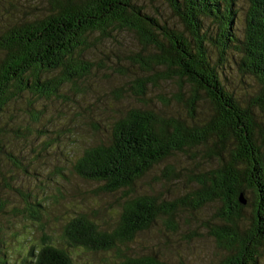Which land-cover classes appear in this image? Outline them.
Wrapping results in <instances>:
<instances>
[{
    "label": "trees",
    "instance_id": "trees-1",
    "mask_svg": "<svg viewBox=\"0 0 264 264\" xmlns=\"http://www.w3.org/2000/svg\"><path fill=\"white\" fill-rule=\"evenodd\" d=\"M165 1L182 30L162 25L136 0H48L50 8L42 17L1 27L0 119L24 93L49 97L63 82L86 74L83 53L92 33L105 37L113 29L133 32L146 50L145 58L139 55L137 62L147 70L160 67L156 73L161 78L176 81L172 99L183 104L185 114L132 108L112 120L102 140L82 150L71 170L96 183L95 194L119 193L117 219L109 229L80 213L63 226L62 242L93 251L116 249L115 264H168L155 256L123 254L118 245L132 241L160 218L171 221L182 206L198 209L218 202L215 216L223 224L208 227V232L228 251L223 264H257L258 249L264 248V126L256 121L264 112V0ZM240 1L244 6L237 8ZM239 10H244L242 36L233 32ZM207 20L212 28L205 26ZM227 54L241 74L260 84L250 104H243L223 85L218 64ZM56 70L63 74L58 80L43 77ZM157 80H136L133 94L145 95L146 85ZM169 101L164 99L166 105ZM5 135L0 126V159L12 157L4 145ZM175 152L201 154L211 162L187 175L194 188L169 201L136 192L138 181ZM172 175L171 166L161 173L164 178ZM246 190L255 195V214L251 225L241 230ZM25 199L24 216L39 219L40 202ZM4 208L1 204L0 214ZM46 239L44 234L36 248L29 247L23 262L73 264L65 248Z\"/></svg>",
    "mask_w": 264,
    "mask_h": 264
},
{
    "label": "rangeland",
    "instance_id": "rangeland-1",
    "mask_svg": "<svg viewBox=\"0 0 264 264\" xmlns=\"http://www.w3.org/2000/svg\"><path fill=\"white\" fill-rule=\"evenodd\" d=\"M136 2L162 25L183 29L165 0ZM49 6L48 0H0V28L42 17ZM243 6L240 1L236 7ZM243 13L244 10L238 11L233 24L236 36L243 33ZM206 25L212 28L208 20ZM89 41V48L83 53L88 63L86 74L63 82L49 97L24 93L1 116L0 126L6 132L4 145L12 157L4 155L0 159V206L5 205L0 214V264H29L23 262L27 250L36 248L44 234L48 238L45 242L68 251L73 264H115L119 258L116 249L93 251L71 247L61 240L63 226L80 213L102 227L113 228L120 202L119 193L95 194L96 183L76 176L71 165L84 148L103 139L113 119L132 108L148 107L162 115L185 114L183 104L172 99L177 92L176 81L161 78L156 73L160 67L147 70L143 62H137L139 55L145 58L146 50L133 32L113 29L105 37L94 32ZM211 49L215 58V49ZM218 65L223 85L243 104H250L251 95L260 90V84L241 74L231 55H224ZM62 75L61 70H56L43 77L58 80ZM144 78L158 80L146 85L145 95L136 96V80ZM164 99L170 100L167 105ZM204 105L208 107L207 103ZM256 119L264 126V112H259ZM208 164L211 162H205L201 154L193 157L191 153L175 152L138 181L136 192L165 201L182 197L195 186L187 175ZM167 166L174 168L175 175L164 178L161 173ZM245 196L241 230L251 225L255 214L253 191L246 190ZM26 197L40 202L39 219L24 216ZM219 206L218 202L198 209L182 206L171 221L166 217L158 219L118 248L123 254L155 256L168 264H223L228 251L208 232V227L223 224L215 216ZM13 208L18 213H13ZM258 250L257 264H264V248Z\"/></svg>",
    "mask_w": 264,
    "mask_h": 264
},
{
    "label": "water",
    "instance_id": "water-1",
    "mask_svg": "<svg viewBox=\"0 0 264 264\" xmlns=\"http://www.w3.org/2000/svg\"><path fill=\"white\" fill-rule=\"evenodd\" d=\"M241 202H244L243 200Z\"/></svg>",
    "mask_w": 264,
    "mask_h": 264
}]
</instances>
